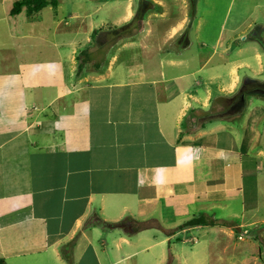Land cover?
Returning <instances> with one entry per match:
<instances>
[{
	"label": "crops",
	"instance_id": "obj_1",
	"mask_svg": "<svg viewBox=\"0 0 264 264\" xmlns=\"http://www.w3.org/2000/svg\"><path fill=\"white\" fill-rule=\"evenodd\" d=\"M17 1L0 0V259L125 264L153 237L144 249L166 264L168 243L205 227L167 232L200 215L236 224L251 212L264 225V99L232 117L244 80L264 81V25H223L191 52V11L174 19L163 0L116 40L132 7L100 20L60 0L12 17ZM94 217L165 230L129 236Z\"/></svg>",
	"mask_w": 264,
	"mask_h": 264
},
{
	"label": "rangeland",
	"instance_id": "obj_2",
	"mask_svg": "<svg viewBox=\"0 0 264 264\" xmlns=\"http://www.w3.org/2000/svg\"><path fill=\"white\" fill-rule=\"evenodd\" d=\"M70 1L73 4L68 0L69 4H65L66 10H78L85 14V11L93 13L99 9L100 20L114 13H109L110 10H115V16L123 15L126 6L132 7L136 14L143 2L142 0ZM145 1L153 3L154 0ZM163 2L170 8L174 19L182 17L186 11H191V21L195 19L194 32L192 33L195 48L191 52H197V45H201L203 42L209 44L214 42L223 25H226L227 34L230 29L235 27L240 32L250 24L264 25V0H196L194 5L192 0H163ZM156 7L159 9L158 6ZM135 19L130 25L121 27V30L116 33L119 36L112 34L113 38L120 39L123 34L129 36L130 33L138 30L141 23H137L138 21ZM169 25L171 22L168 20L162 24L161 34H165ZM198 26H201L200 30ZM73 36L74 34H68L67 39L72 40ZM245 36L248 37L247 34ZM86 38V33H80L77 37L81 41ZM243 38L240 39L242 43ZM115 69L118 74L122 73L121 66H116ZM216 217H222V214L216 213ZM252 217H254L253 213L248 212L244 219H230L236 223L231 228L205 227L179 235L180 240L175 239L165 247L170 256L166 264H264V225L261 228L256 227L257 225L253 224L256 219ZM259 218H264V211L259 214ZM236 228H241L242 232L239 233ZM154 241L153 237L145 240L146 244H143L138 250L132 251L134 255L125 264H154L151 259H156L155 252L158 253L161 248H156L155 252L144 249ZM115 255L113 254V257Z\"/></svg>",
	"mask_w": 264,
	"mask_h": 264
},
{
	"label": "trees",
	"instance_id": "obj_3",
	"mask_svg": "<svg viewBox=\"0 0 264 264\" xmlns=\"http://www.w3.org/2000/svg\"><path fill=\"white\" fill-rule=\"evenodd\" d=\"M140 8L138 9V12L136 13L135 20H137V23H140V21L143 19L145 13L153 8V4L151 2L142 0ZM196 0H192L193 5L195 4ZM60 3V0H18L14 3L12 9H11V16L15 17L22 13L24 9H26L29 16H33L37 13H40L45 8L48 7H58ZM136 23V24H137ZM78 59L81 60V57ZM84 69V63H80L78 74L82 73ZM258 98V99H264V81L252 79V78H246L244 80V83L242 84V87L240 91L237 93V95L234 98V104L236 109L239 110L236 113H232L233 118H239L242 116L248 106V100L249 98ZM225 115V114H224ZM223 116V115H222ZM221 117V116H220ZM94 224H100L103 226L104 229H120L124 233H126L129 236H133L137 233L149 230V229H158V230H165L164 225H162L158 220L151 219V220H140L135 219L132 217H129L127 219H124L118 223H106L102 221L101 219H98L97 217H94L91 219L88 223L89 226ZM235 226L234 223L229 221H223V220H215L212 217H209L208 215H200L198 217H195L182 225H180L178 228L173 229L169 232H167L170 236H174L177 232H180L182 230L191 229L195 227H225V228H231ZM0 264H6L4 260L0 259Z\"/></svg>",
	"mask_w": 264,
	"mask_h": 264
},
{
	"label": "water",
	"instance_id": "obj_4",
	"mask_svg": "<svg viewBox=\"0 0 264 264\" xmlns=\"http://www.w3.org/2000/svg\"><path fill=\"white\" fill-rule=\"evenodd\" d=\"M236 230H237L239 233L242 232V229H241V228H237Z\"/></svg>",
	"mask_w": 264,
	"mask_h": 264
}]
</instances>
